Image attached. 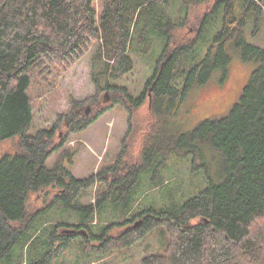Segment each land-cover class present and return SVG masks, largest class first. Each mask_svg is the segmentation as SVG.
<instances>
[{
    "label": "trees",
    "instance_id": "obj_1",
    "mask_svg": "<svg viewBox=\"0 0 264 264\" xmlns=\"http://www.w3.org/2000/svg\"><path fill=\"white\" fill-rule=\"evenodd\" d=\"M206 1L184 0V18L178 25L168 23L155 72L141 95L133 98L115 84L133 68L127 17L132 6L155 14L156 7L169 0H102L99 16L94 0H0V144L16 140L11 151L0 150V264H51L79 235L92 241V252L107 256L140 245L157 226H165L167 246L162 254L145 256L139 264H264V50L247 44L245 20L234 14L235 0H214V8L195 28L196 35L177 37L176 29L187 26L191 9ZM244 1L258 14L263 12L261 0ZM217 9L223 10L221 29L204 59L187 69L182 57L197 48ZM93 42L101 43L110 62L92 77L93 97L82 102L69 98L68 110L57 116L52 129L33 131L28 94L33 82L67 66ZM229 51L254 64L238 101L226 114L204 119L193 132H173L169 120L176 107L193 87L206 82L212 70H226ZM146 100L151 121L142 127L138 161L131 162L123 146L111 165L86 179L72 176L64 164L66 152L52 167L46 165L68 135L83 132L115 106L125 110L131 127L134 111ZM201 147L221 156L220 182L210 181L178 210L150 208L132 218L127 210V219L104 224L102 232L94 234L96 210L108 202L129 207L139 174L163 167L171 157L199 158ZM92 188V204H81L83 193ZM32 196L42 199L44 207L31 210ZM57 203L81 213L79 222L51 224L47 230L33 226L36 217ZM136 222L139 225L133 228ZM45 233L47 251L40 258L29 254L21 260L23 250Z\"/></svg>",
    "mask_w": 264,
    "mask_h": 264
},
{
    "label": "rangeland",
    "instance_id": "obj_2",
    "mask_svg": "<svg viewBox=\"0 0 264 264\" xmlns=\"http://www.w3.org/2000/svg\"><path fill=\"white\" fill-rule=\"evenodd\" d=\"M235 1V17L245 20L243 27L247 44L264 50V0L260 1V7L263 9L260 14L246 4V1ZM183 2L184 0H169L168 5L159 4L154 11L155 14L149 13L147 9L131 7V15L127 17L129 25L131 24L128 57L132 60L133 68L115 83L127 89L130 97L138 98L144 91L146 82L152 78L157 61L166 45L168 23L175 21L173 24L178 25L179 20L186 14ZM101 5L102 0H94L93 7L97 16L101 13ZM214 6V0H208L192 8L187 26L176 29L177 37H183L184 40L194 37L195 28L201 17ZM213 12L212 21H209V24L206 21L207 27L203 37L198 41L197 48L182 57L187 69L204 59L214 36L221 29L223 10L217 9ZM99 43L87 45V49L85 48L78 58L73 59L67 66L63 64L60 69L43 73V80L33 82L28 90L33 114V131L52 129L57 116L68 110L69 98L82 102L93 97L95 92L93 75L101 73L110 65ZM227 54L231 56V61L226 70L217 68L212 70L206 82L193 87L179 107H176L175 115L169 120L173 132L179 134L193 132L204 119L226 114L238 101L254 64L251 61H242L232 51ZM104 82L105 79H102L100 84ZM147 108L146 100L140 109L134 111L131 127H128L125 110L115 106L83 132L68 135L66 144L48 158L46 165L52 167L56 159L66 152L67 159L64 164L72 176L76 179H86L95 175L100 168L111 165L123 146L126 147L131 162L138 161L142 127L145 128L146 123L151 121ZM5 141L0 144V150L11 151L16 140ZM200 150L202 152L199 158L193 159V156H189L181 160L179 157H171L163 167L139 174L138 182L127 201L129 207L125 208L121 202H108L96 210L93 215L95 222L91 226L94 234L101 233L104 224L127 219V210H129L127 215L131 214V218L134 217V213L144 212L150 208L156 211L162 208L169 211L178 210L186 200L205 189L210 181L220 182L224 177L221 156L218 152L205 147H201ZM35 196H32L29 204L31 210L44 207L40 205L43 204V200ZM94 197L95 190L88 189L83 193L80 203L90 205ZM80 215L81 213L65 209L57 203L36 217L33 226L46 229L51 224H74L79 222ZM47 236V233L42 234L35 242L30 243L29 249L23 250L21 260H26L29 254L33 259L40 258L48 249L45 241ZM167 238L165 226H157L142 239L140 245L124 247L111 252V255L102 256L91 251L92 241H87L79 235L71 240L62 255L55 258L51 264H139L145 256L162 254L168 243Z\"/></svg>",
    "mask_w": 264,
    "mask_h": 264
},
{
    "label": "water",
    "instance_id": "obj_3",
    "mask_svg": "<svg viewBox=\"0 0 264 264\" xmlns=\"http://www.w3.org/2000/svg\"><path fill=\"white\" fill-rule=\"evenodd\" d=\"M138 225H139V222H136L132 227L136 228V226H138Z\"/></svg>",
    "mask_w": 264,
    "mask_h": 264
}]
</instances>
